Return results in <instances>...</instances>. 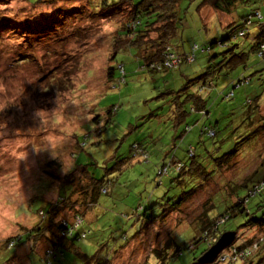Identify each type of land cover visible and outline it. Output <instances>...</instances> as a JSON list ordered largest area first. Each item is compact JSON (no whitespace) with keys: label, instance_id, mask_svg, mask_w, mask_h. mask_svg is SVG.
<instances>
[{"label":"rangeland","instance_id":"rangeland-1","mask_svg":"<svg viewBox=\"0 0 264 264\" xmlns=\"http://www.w3.org/2000/svg\"><path fill=\"white\" fill-rule=\"evenodd\" d=\"M41 1H0V264H44L40 252L45 246L31 249V242L26 240V231L21 227L43 222L38 212L42 210L46 213L49 202L56 198L55 194L52 196L58 188L57 179L53 176L55 173L62 176L72 160L88 164L89 170L99 178L104 173V161L113 154L127 156L131 143L137 139L152 144L153 159L132 164L118 177V183L111 186L109 194L100 197L93 211L84 216L81 224H74L64 240L71 241L84 231L88 232L87 236L74 239L75 248H59L61 253L55 252L51 264H84L78 252L92 256L99 250L98 256L102 258L121 247L127 251L116 256L112 264H142L153 247H160L165 242L171 228L176 231L178 245L189 242L192 236H196L195 225L185 222L172 227L175 219L171 218L178 217L177 214L171 215L163 224L155 223L147 236L144 233L136 240L131 239L147 221L144 218L137 221L141 207L162 200L170 185L166 175H156L154 162L168 159L165 153L173 142L177 144L179 151L176 153L181 157L186 142L191 141L195 145L199 137L197 131L185 134L181 140L176 138L175 127L170 119L165 117V120L161 114L164 113L160 108L162 103L153 97L165 88L182 86L185 82L183 75L193 79L203 74L211 54L203 52L205 46L202 45L211 43L215 38L220 41L229 36L230 31L223 26L239 20L240 14L258 9L264 17V0H246V5L238 2L236 13L231 16L202 8V0H182L177 10L181 26L170 40V47L173 53H188L195 60L182 62L175 70L163 75L148 76L138 69L134 50L120 51L116 60L124 63L126 74L119 73L127 84L122 80L121 86L108 88L101 98L94 100L90 98L102 93L101 87L106 78L102 62L110 51L111 40L115 36L113 33L124 21L126 12L121 7L96 13L101 9V0H46L41 10L31 6ZM107 1L109 4L116 2ZM133 1L137 3L140 0ZM56 15L59 18L55 25L51 20ZM33 28H43L46 32L42 34L39 30L40 33L32 34L30 30ZM248 29L245 37L233 39L231 34L227 46L209 45L211 53L227 49L246 51V69L239 66L229 71L223 67L215 87L208 88L202 79L189 87L190 93H199L206 98L211 112L209 121L218 120L221 128L216 138L207 134L202 136L203 140H207L204 145L211 148L216 142L217 146L220 145L221 156L233 150L237 155H234L235 160L216 165V171L203 180L187 178L186 185L195 186L193 190L199 197L198 201L212 196L216 204L212 214H223L236 195L239 198L246 196L247 189L238 184L249 174L257 169L255 178L264 175V120L255 116L264 117V58H258L256 52L248 50L258 27L252 25ZM242 75L245 76L243 83L232 82L238 77L241 80ZM144 99L150 102L146 103ZM111 106L117 109L112 124L99 137L103 142L94 145L95 139L92 138L86 143L89 145L82 147L84 144L81 142V150L72 153V134L89 118L90 109H97L100 113L101 109ZM149 108L153 111L156 108L154 112L160 117L148 119ZM246 113L250 114V119L254 118L253 125H249L248 120L240 124ZM245 135H250L251 139L242 142ZM198 153L204 154L202 145ZM53 159L61 163L63 171L61 167L53 169L46 166L45 162ZM202 163L209 170L215 169L211 160L204 159ZM42 167L48 174L41 171ZM209 183V190L204 193L202 187ZM200 184L203 185L199 187ZM260 185L259 194L247 198V208L264 203V185ZM192 209L187 212L194 214ZM73 219L70 217L67 220ZM247 220L248 216L238 215L221 227L224 231H237L238 238L233 242L237 247L243 245V238L258 235L252 227H242ZM154 229L158 231L156 239H153ZM12 236L27 242L11 247L6 239ZM197 248L194 253L182 249L176 259L162 264H191L192 259L206 247L199 244ZM223 254L227 252L223 251ZM257 260L258 257H254L252 264ZM145 264L158 263L150 253Z\"/></svg>","mask_w":264,"mask_h":264},{"label":"trees","instance_id":"trees-1","mask_svg":"<svg viewBox=\"0 0 264 264\" xmlns=\"http://www.w3.org/2000/svg\"><path fill=\"white\" fill-rule=\"evenodd\" d=\"M45 1L46 0H42L38 5L31 6L41 10V6L44 5L43 3ZM181 1L182 0H140L136 3L133 0H116V2L109 4L107 0H101V9L100 11H96V13L110 8L116 9L121 7L126 13L124 21L113 33L115 36L112 37L110 51L102 62L106 77L101 87L103 88L101 91L102 93L98 96L91 97V100L101 98L108 88L121 86L123 84L122 80L125 85L127 84L124 76H122L126 74L124 63L116 60L120 51H124L125 53L130 49L134 50L135 54L133 57L134 61L136 60L137 62L138 69L148 76L163 75L164 73L175 70L182 62L195 60V57L191 58L188 53L186 55L173 53L170 47V40L176 35L178 28L181 26V19L178 17L177 13ZM238 2L245 5L247 3L246 0H202L201 6L202 8H209L213 12L231 16L233 12L236 13L235 7L239 4ZM75 7L76 6H74V8ZM74 8L72 9L74 10ZM90 11L92 15H95V12L93 13L92 10ZM251 11L252 12L243 15L240 14L238 16L239 20L237 19L236 22H230L223 26L224 29L230 31L229 36L224 37L220 41L215 38L211 43L208 44L205 42L202 45V47L205 46L203 49L205 51L203 52L211 54L209 59H207V66L203 74L193 79H190L188 75H183V77H185V82L182 86L175 89L171 87L165 88V91L153 97L159 99V102L162 103L160 108L163 109L164 113L162 112L161 114L164 116L163 118L165 120V117L170 119V122L175 127L176 138L179 137V140H181L182 136L185 134L197 131H199V137L198 139L196 138L195 145L194 142H186L183 147L184 155L181 157L176 153V151H179V149H177V144L173 142L168 149L169 151L166 152L169 153V155L165 153L168 159H157L158 163L154 162L153 165L157 167L156 175H166L170 185L168 191L163 193L162 200L158 199V201H154L148 206L141 207L139 210L140 213H136L138 214L137 221H141L142 218L147 221L141 225L131 239L136 240L144 233H146L147 236L148 230L152 231V226L155 223L163 224L162 222L168 220L173 214L179 216L171 218V220L175 219V224H173L172 227H175L177 224L183 225L185 222H188L191 226L195 225L196 236H192L189 242H183L180 246L176 243V231H173L171 228V230L168 231L165 242L160 247H153L145 256L142 264H145L150 253L154 255L158 264H162L176 259L182 249H189L190 252L194 253L195 250L198 249L197 246L203 244L206 248L203 249L198 256H195L191 262V264H199V257L214 245L222 233L226 232L221 229V227L229 219L238 215L248 216V220L242 227H252V230L256 231L258 235L256 234L253 238H243V245L239 247L232 243L223 250L226 251L227 254H223L222 251L211 264H219L221 262H223V264H252L256 256L258 260L254 264H264V203L255 204L254 207L252 206L250 208L246 207L248 204L247 198L259 194L260 184L264 183V175H262L261 178H255L258 172L256 169L252 174H249L241 184H238L247 189V194L245 197L241 198L236 195L230 205L226 206V210L223 214L219 212L215 214L211 213V211L216 208V204L211 195L205 197L200 202L198 201L199 197H196V194H194L193 189L195 188L193 187L195 186L186 185L188 184V177H198L203 180L209 177L210 173L212 174V172L216 171V165L219 166L222 162H229L232 159L235 160L237 156L234 150L224 153L221 156L220 145L217 146L216 142L212 143L211 148L204 145L207 140H203L202 136L207 134L210 138H216L220 135L221 128H219V124L217 123L218 120L209 121L211 112L208 108L209 102H207L206 98H202L199 93H190L189 87L190 85L196 84L199 79H202L205 86L208 84V88H213L219 80L218 77L220 72L223 71V67H226L229 71L234 69L232 67L242 66L244 69L247 68L248 55L246 51L239 49L237 52H234L227 49L220 53H211L212 49L209 45L227 46L231 34L233 35V39L245 37L248 35V27L255 25L258 27V31L252 43H250L248 50L258 54L260 45L264 44V17L258 9ZM53 17L55 19H52L51 23L56 25L59 16L56 15ZM39 30L42 31V34L46 32L43 28H39L38 30H34L33 28L30 30V33L37 34ZM41 31H39V33ZM258 58L263 59L264 56ZM215 59L218 60L214 61ZM174 61L177 62L176 65H172ZM119 72H122V75ZM116 73H118L119 76L116 77ZM241 77V80L238 77L232 80V82L234 84L240 81L243 83L245 81V76L242 75ZM162 78L163 80L166 79L165 77ZM222 95L223 98L226 99L224 92H222ZM144 102L149 103L150 101L149 99H144ZM116 109V107L111 106L107 107L105 110L101 109L100 113L97 109H90L89 113L91 114L89 118L82 122L80 128L72 134V136H74V144L71 148L72 153H77L81 150V146H79L81 142L84 144L82 147L89 145L86 143L92 138L95 139V142L92 144L98 145L102 143L103 139L101 140L99 137H101L100 135L102 132L112 124ZM154 111H156V108ZM154 111L149 108L148 119H157L160 117V114ZM256 111H254V113H256ZM249 115V113L244 114L240 124H244L243 122L246 123L248 120V124L253 125L254 118L250 119L248 117ZM255 116L263 118L264 120L263 115ZM205 120L206 123L204 122ZM249 125L246 126L248 127ZM262 130L264 131V127ZM250 137V135H245V138L243 137L241 141H248L251 139ZM220 141L222 142V140ZM151 145V143H147L143 140L138 141L137 139L133 141L129 147L127 156H123V154H113L104 161V166L102 167L104 173L99 178H97L94 172L89 170L88 164L76 163L72 160L69 161L67 165L68 168L70 167L71 169L65 168V172H63L62 176H58L56 173L53 175L54 178L57 179L58 188L55 193H52V196L55 194L56 198L49 202L46 213L42 210L38 212L43 222L40 224L35 223L33 226L29 225L26 228L21 227V229L26 231V240L31 242V249H35L39 245L45 246L40 252L41 260L44 264L46 262L51 264V258L55 257V252H59V248H75L73 240L78 237L85 238L87 236L88 232L84 231L81 235H75L74 239L71 241L66 242V240H64L73 225L78 224L79 221V224H81L84 216L88 212L93 211L98 205L100 197L109 194L111 186L118 183V177L124 173L126 169L136 162L140 163L153 159L151 156ZM201 145L203 146L204 154L198 153L201 150ZM216 152L219 154L216 155ZM204 159L211 160L214 163L215 169L209 170V168L202 163ZM45 164L47 167L49 166L53 169L61 167V163H58L55 159L46 161ZM56 164L57 166H55ZM61 169L63 171V167H61ZM170 170L172 173H169ZM41 171H44L43 167ZM44 172L48 174L46 170ZM50 174L52 175L51 172ZM211 183L205 184L202 187L204 193L209 190V185ZM203 184H200L199 187ZM194 205L197 206V208L194 207ZM189 208H193L192 211H195V213H188L187 211ZM257 213L259 216H257ZM70 217L74 219L70 221L67 220ZM47 233H51L52 235ZM235 233L237 234V231ZM157 235L158 231L156 230L153 234V239H156ZM235 237L236 239L238 238V236ZM6 240V243L11 244V247L22 245L27 242H23V239L18 236L8 237ZM99 249H101V246ZM124 249V247L119 248V250L114 249L112 253H108L102 258L98 256L99 250L92 256H87L82 252H78L77 254L82 257L84 264H112L113 260L116 256H119L121 252L123 255L125 254L127 249ZM234 251L235 253H233Z\"/></svg>","mask_w":264,"mask_h":264},{"label":"water","instance_id":"water-1","mask_svg":"<svg viewBox=\"0 0 264 264\" xmlns=\"http://www.w3.org/2000/svg\"><path fill=\"white\" fill-rule=\"evenodd\" d=\"M236 236L234 231H226L220 235L218 240L212 245L205 253H203L199 259V264H211L213 263L218 255L227 247H229Z\"/></svg>","mask_w":264,"mask_h":264},{"label":"built area","instance_id":"built-area-1","mask_svg":"<svg viewBox=\"0 0 264 264\" xmlns=\"http://www.w3.org/2000/svg\"><path fill=\"white\" fill-rule=\"evenodd\" d=\"M257 55H258V57L264 56V44L260 45V48H259ZM174 63H176V62L174 61L172 65H174ZM262 185H264V183H262ZM78 223H80V221ZM233 253H235V251Z\"/></svg>","mask_w":264,"mask_h":264},{"label":"bare ground","instance_id":"bare-ground-1","mask_svg":"<svg viewBox=\"0 0 264 264\" xmlns=\"http://www.w3.org/2000/svg\"><path fill=\"white\" fill-rule=\"evenodd\" d=\"M236 238V237H235ZM235 238H234V240H235ZM236 251V250H235Z\"/></svg>","mask_w":264,"mask_h":264}]
</instances>
